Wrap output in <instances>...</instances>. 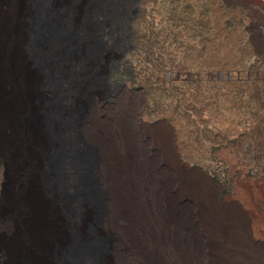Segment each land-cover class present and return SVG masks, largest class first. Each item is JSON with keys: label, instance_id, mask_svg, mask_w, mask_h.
I'll return each instance as SVG.
<instances>
[{"label": "rangeland", "instance_id": "1", "mask_svg": "<svg viewBox=\"0 0 264 264\" xmlns=\"http://www.w3.org/2000/svg\"><path fill=\"white\" fill-rule=\"evenodd\" d=\"M44 2L46 19L54 18L57 2L70 28L68 9L81 1ZM120 2V10L108 3L105 20L88 17L89 8L78 15L91 36L81 48L89 75L85 69L72 81L70 119L81 115L83 127L89 112L97 113L103 134L81 127L78 138L96 149L97 172L120 153L104 147L105 135L121 133L129 150L155 166L160 182L171 183L176 216L166 231L144 232L118 213L115 236L137 246L150 242V251L194 253L197 264H264V0H140L126 43L122 21L134 0ZM29 6V50L37 59L39 0ZM125 48L119 61L101 67L102 52ZM97 153L81 148L78 164ZM87 183L92 203L112 197L100 177ZM113 195L120 204L121 189ZM228 197L238 206H226ZM181 198L195 204L191 233L180 228Z\"/></svg>", "mask_w": 264, "mask_h": 264}, {"label": "bare ground", "instance_id": "2", "mask_svg": "<svg viewBox=\"0 0 264 264\" xmlns=\"http://www.w3.org/2000/svg\"><path fill=\"white\" fill-rule=\"evenodd\" d=\"M30 1L0 0V264H197L194 253L150 251V242L137 246L115 236L118 213L136 230L166 231L176 216L171 183L167 178L160 182L155 166L137 148L129 150L121 133L114 137L107 133L103 140L105 148L120 150L117 165L113 161L107 170L97 172L96 149L78 142L81 115L70 119L75 101L72 81L87 68L81 48L91 37L78 15L89 8L88 17L97 14L105 20L108 3L120 10V0H80L78 7L68 9L70 28L59 18V3L49 20L45 0H39L37 59L29 50L27 22L34 14ZM139 1L134 0L133 11L122 18V42L128 39ZM127 48L113 56L102 52L101 67L107 70ZM85 71L88 77L89 70ZM98 123L91 110L82 128L100 136ZM85 146L97 156L82 166L76 158ZM96 177L112 192L110 200L89 199L87 181ZM117 188L123 192L120 204L113 195ZM213 201L218 203L215 195ZM192 204L185 198L179 202L184 233L196 228ZM226 206L238 205L228 197Z\"/></svg>", "mask_w": 264, "mask_h": 264}]
</instances>
